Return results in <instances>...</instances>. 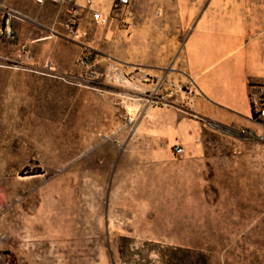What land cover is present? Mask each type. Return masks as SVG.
Masks as SVG:
<instances>
[{"label":"rangeland","instance_id":"374dc122","mask_svg":"<svg viewBox=\"0 0 264 264\" xmlns=\"http://www.w3.org/2000/svg\"><path fill=\"white\" fill-rule=\"evenodd\" d=\"M34 1L25 14L4 1L0 20V264H122V238L144 256L155 244L264 264V120L202 116L187 73L211 0H93L109 25L85 15L78 40L62 27L71 5L34 16ZM232 7L254 39L264 0L209 11Z\"/></svg>","mask_w":264,"mask_h":264},{"label":"crops","instance_id":"0c3cea01","mask_svg":"<svg viewBox=\"0 0 264 264\" xmlns=\"http://www.w3.org/2000/svg\"><path fill=\"white\" fill-rule=\"evenodd\" d=\"M4 1L11 2V7L25 14L27 10L21 8L19 1L34 0H0V20ZM213 1H210L207 10L199 18L184 50L188 77L197 90L194 100L202 111L201 115L210 120L234 126L243 121L251 123L252 94L258 83L264 84V28L257 32L254 39H250V29L237 25V9L232 7L226 12L209 11ZM35 5L38 8L29 10L30 15L38 16L51 11L46 7L51 4ZM224 13L226 19L222 23ZM261 13L264 15V10ZM243 14L247 17L255 15L252 11L240 16L243 17ZM261 26L264 27L262 24ZM49 39L51 38L36 36L31 40L36 43ZM47 64L53 66L54 62H46ZM176 122L178 125L182 122L178 121V115ZM123 167L121 163L118 164L116 172Z\"/></svg>","mask_w":264,"mask_h":264},{"label":"built area","instance_id":"2783aa9c","mask_svg":"<svg viewBox=\"0 0 264 264\" xmlns=\"http://www.w3.org/2000/svg\"><path fill=\"white\" fill-rule=\"evenodd\" d=\"M35 3L39 6H44L46 4L71 5L68 19L62 25L63 30L71 39L78 40L86 36L85 33L81 32V25L84 16L87 13H92V21L97 27L105 28L109 25V16L103 14L102 12L95 11L93 0H87L85 6H80L78 4V0H35ZM129 3L130 0H113V7L116 10H122V8L127 7ZM127 15L130 18L132 17L129 12ZM80 64L84 68H89L88 60H81ZM260 89V96L252 99L251 102L254 104L256 112L260 114L259 119L264 120V86ZM175 152L178 156H181L184 153V149L180 146H176Z\"/></svg>","mask_w":264,"mask_h":264},{"label":"trees","instance_id":"16d2710c","mask_svg":"<svg viewBox=\"0 0 264 264\" xmlns=\"http://www.w3.org/2000/svg\"><path fill=\"white\" fill-rule=\"evenodd\" d=\"M252 119L259 122L260 114L256 112L254 104L251 102ZM261 122V121H260ZM119 247V254L122 264H207L206 259L202 256L194 259L188 251L174 247H163L152 244L154 249L144 256L142 250L134 247L136 244L133 240L122 238ZM159 249V250H157ZM156 256L157 260L152 259ZM115 264V263H114Z\"/></svg>","mask_w":264,"mask_h":264},{"label":"water","instance_id":"95a60500","mask_svg":"<svg viewBox=\"0 0 264 264\" xmlns=\"http://www.w3.org/2000/svg\"><path fill=\"white\" fill-rule=\"evenodd\" d=\"M211 124V123H210Z\"/></svg>","mask_w":264,"mask_h":264}]
</instances>
